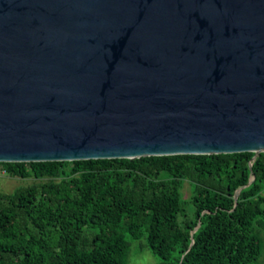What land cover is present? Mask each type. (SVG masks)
I'll return each instance as SVG.
<instances>
[{
	"label": "water",
	"instance_id": "obj_1",
	"mask_svg": "<svg viewBox=\"0 0 264 264\" xmlns=\"http://www.w3.org/2000/svg\"><path fill=\"white\" fill-rule=\"evenodd\" d=\"M244 152L264 0H0V163Z\"/></svg>",
	"mask_w": 264,
	"mask_h": 264
},
{
	"label": "trees",
	"instance_id": "obj_2",
	"mask_svg": "<svg viewBox=\"0 0 264 264\" xmlns=\"http://www.w3.org/2000/svg\"><path fill=\"white\" fill-rule=\"evenodd\" d=\"M254 155L73 161L78 178L0 196V264H127L128 234L145 237L161 264H259L264 153ZM67 163L29 164L36 177H58ZM187 172L198 186L184 231L176 182Z\"/></svg>",
	"mask_w": 264,
	"mask_h": 264
},
{
	"label": "rangeland",
	"instance_id": "obj_3",
	"mask_svg": "<svg viewBox=\"0 0 264 264\" xmlns=\"http://www.w3.org/2000/svg\"><path fill=\"white\" fill-rule=\"evenodd\" d=\"M15 168L17 173L10 174L5 170L4 165L0 164V196L12 195L19 188L36 186L41 189L44 185L59 184L63 180H71L79 176V173L72 171V162L65 165L64 173L58 177H36L29 163H16ZM18 173H26L27 176H20ZM190 175L191 174L187 172L183 177L178 178L176 182L180 194V205L184 214L179 217L178 223L184 231L186 230L185 221L190 220L195 215L193 198L197 193L198 184L192 180ZM163 178L168 183L173 180L172 177L166 175ZM133 180L134 179H131L130 186L133 184ZM237 195L239 196V192L236 193L235 197ZM261 195L264 196V190L261 192ZM30 226L33 227L32 225ZM127 237L129 241L127 264H161L160 259L149 249L145 237L139 240L132 239L129 234ZM259 264H264V252L260 258Z\"/></svg>",
	"mask_w": 264,
	"mask_h": 264
}]
</instances>
